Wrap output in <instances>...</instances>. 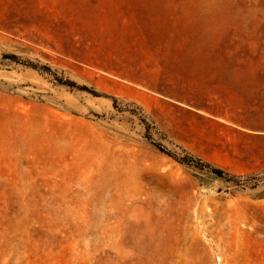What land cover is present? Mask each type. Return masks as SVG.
I'll list each match as a JSON object with an SVG mask.
<instances>
[{
	"label": "rangeland",
	"instance_id": "obj_1",
	"mask_svg": "<svg viewBox=\"0 0 264 264\" xmlns=\"http://www.w3.org/2000/svg\"><path fill=\"white\" fill-rule=\"evenodd\" d=\"M0 264H264V0H0Z\"/></svg>",
	"mask_w": 264,
	"mask_h": 264
},
{
	"label": "built area",
	"instance_id": "obj_2",
	"mask_svg": "<svg viewBox=\"0 0 264 264\" xmlns=\"http://www.w3.org/2000/svg\"><path fill=\"white\" fill-rule=\"evenodd\" d=\"M222 195H223V196H225V195H226V192H225V191H223V192H222Z\"/></svg>",
	"mask_w": 264,
	"mask_h": 264
}]
</instances>
